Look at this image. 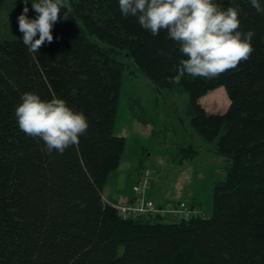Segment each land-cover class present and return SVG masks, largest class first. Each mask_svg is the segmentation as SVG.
Returning a JSON list of instances; mask_svg holds the SVG:
<instances>
[{
  "label": "trees",
  "instance_id": "obj_1",
  "mask_svg": "<svg viewBox=\"0 0 264 264\" xmlns=\"http://www.w3.org/2000/svg\"><path fill=\"white\" fill-rule=\"evenodd\" d=\"M214 3L239 5V30L255 35L250 59L211 80L186 74L169 82L185 58L179 44L124 17L118 0H69V18L62 9L53 42L38 53L22 40H0V264H264V15L250 0ZM128 63L156 89L190 97L189 127L165 152L172 167L200 156L195 135L230 163L215 183L210 217L194 202L186 203L202 216L190 219L147 213L125 220L106 210L107 180L126 149L115 122L123 82L136 76ZM220 88L229 107L209 113L201 100ZM28 92L84 113L89 128L78 145L48 154L42 140L19 129L15 110ZM136 119L155 127L154 117Z\"/></svg>",
  "mask_w": 264,
  "mask_h": 264
},
{
  "label": "clouds",
  "instance_id": "obj_2",
  "mask_svg": "<svg viewBox=\"0 0 264 264\" xmlns=\"http://www.w3.org/2000/svg\"><path fill=\"white\" fill-rule=\"evenodd\" d=\"M24 8L17 17L18 31L30 53H38L47 42L54 40L52 30L61 19L71 13L69 0H39L32 3L36 19H29V0H23ZM124 17H135L140 26L152 35L161 31L167 38L179 44L183 55L176 74L169 82L179 84L185 75L193 78L215 79L234 70L242 61H248L254 48L253 30L240 31L241 9L239 5L222 9L214 0H118ZM258 14L264 15L261 0H250ZM37 34L39 38L36 39ZM159 55L169 56L163 50ZM15 110L19 129L26 135L44 142V150L63 154L69 147L80 143L87 133L89 122L83 112H77L58 97L43 100L38 94L28 92L21 97Z\"/></svg>",
  "mask_w": 264,
  "mask_h": 264
},
{
  "label": "rangeland",
  "instance_id": "obj_3",
  "mask_svg": "<svg viewBox=\"0 0 264 264\" xmlns=\"http://www.w3.org/2000/svg\"><path fill=\"white\" fill-rule=\"evenodd\" d=\"M37 2L38 0H29V19H32L34 13L32 3ZM23 8V0H7L0 8V40H22L23 34L18 31L17 17ZM128 65L136 76L123 82L115 122V134L124 133L126 149L120 168L109 175L104 193L113 189L115 196L123 194L124 190L132 191L133 184L136 186L141 180L140 176L148 172L151 189L146 193V200L153 199L156 204L163 206H167L169 202H194L210 217L213 212L215 183L224 179V170L230 163L214 153L212 144L195 135L194 141L201 150L200 156L184 167H172L166 160L165 152L178 139L175 137L176 133L181 135V127H189L186 109L190 97L156 89L130 63ZM138 101H141L144 109L139 107ZM201 104L209 113L221 114L226 112L230 103L225 89L220 88L203 97ZM137 114L154 117L155 127L144 126L136 119Z\"/></svg>",
  "mask_w": 264,
  "mask_h": 264
},
{
  "label": "built area",
  "instance_id": "obj_4",
  "mask_svg": "<svg viewBox=\"0 0 264 264\" xmlns=\"http://www.w3.org/2000/svg\"><path fill=\"white\" fill-rule=\"evenodd\" d=\"M146 174V175H145ZM141 178L140 182L134 188V198L130 199L126 196H120L116 204H111L105 200L108 204H111L119 215L128 220L132 217H138L147 213L151 214H165L172 215L177 218L190 219L192 217L202 216V211L193 209L186 202H180L177 204H170V206L164 209H158L159 207L154 201L145 199L146 193L151 189L149 181V174L146 172Z\"/></svg>",
  "mask_w": 264,
  "mask_h": 264
},
{
  "label": "crops",
  "instance_id": "obj_5",
  "mask_svg": "<svg viewBox=\"0 0 264 264\" xmlns=\"http://www.w3.org/2000/svg\"><path fill=\"white\" fill-rule=\"evenodd\" d=\"M123 134L124 133H120L119 135L120 136H122V137H124L123 136ZM121 166V165H120ZM120 168V167H119ZM134 186H135V184H133V186H132V191H125L124 190V193L123 194H118V195H115V196H113V194L115 193L114 191H113V189H110V191H109V193H107V194H105L104 193V199L107 201H111V202H116V199H117V197H119V196H126V197H128V198H130V199H133L134 198V196H135V194H134V191H133V188H134ZM147 195V194H146ZM147 197V196H146ZM160 206H163L162 204H160Z\"/></svg>",
  "mask_w": 264,
  "mask_h": 264
},
{
  "label": "water",
  "instance_id": "obj_6",
  "mask_svg": "<svg viewBox=\"0 0 264 264\" xmlns=\"http://www.w3.org/2000/svg\"><path fill=\"white\" fill-rule=\"evenodd\" d=\"M106 210H107L108 212L113 213V214L116 213V209H115L114 207H112V206H106Z\"/></svg>",
  "mask_w": 264,
  "mask_h": 264
}]
</instances>
